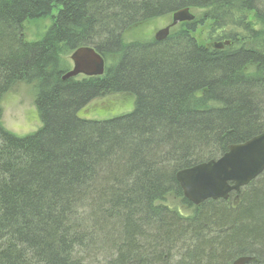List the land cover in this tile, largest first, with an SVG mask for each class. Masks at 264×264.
Segmentation results:
<instances>
[{"label": "trees", "instance_id": "1", "mask_svg": "<svg viewBox=\"0 0 264 264\" xmlns=\"http://www.w3.org/2000/svg\"><path fill=\"white\" fill-rule=\"evenodd\" d=\"M182 10L212 20V47L191 37L194 18L159 42L124 39ZM240 10L259 24L264 0H0V103L15 81L37 82L40 123L18 137L0 108V264H264V172L198 206L175 179L264 133V30ZM46 18L26 42L23 25ZM82 47L103 75L63 80L61 56ZM107 93L132 95V111L79 116Z\"/></svg>", "mask_w": 264, "mask_h": 264}, {"label": "rangeland", "instance_id": "2", "mask_svg": "<svg viewBox=\"0 0 264 264\" xmlns=\"http://www.w3.org/2000/svg\"><path fill=\"white\" fill-rule=\"evenodd\" d=\"M189 13L195 23V31L191 37L198 45L213 46L214 41L211 39V27L213 22L208 17H204V12L190 10ZM172 15L168 14L158 18H154L131 27L124 35L127 42L140 41L149 43L154 40L156 33L169 27L172 24ZM239 15L244 17L248 23L253 24L257 29L264 30L263 21L257 24L255 13L241 11ZM185 22V21H184ZM182 22L177 23L169 28V34H174L182 29ZM186 23V22H185ZM51 21L49 18L44 20L27 22L22 27V34L26 42H35L41 39L45 32L50 28ZM168 34V35H169ZM73 51L65 53L61 56L62 71L68 73L73 69V63L70 59ZM104 60V58H103ZM106 63V61L104 60ZM77 80H83L87 77L83 75L75 76ZM37 95V82H27L26 80L15 81L10 89L2 96L1 108V124L2 126L18 137H24L35 132L39 127V119L35 106V98ZM134 97L127 93H107L96 97L87 102L79 113L82 118L89 120L104 121L114 117L125 115L132 111ZM234 193V192H232ZM231 194V193H230ZM174 195H168L164 199V204L172 209H178L185 217L192 214V209H188L180 204ZM232 202V201H231ZM236 261L235 264H239ZM249 264V263H242Z\"/></svg>", "mask_w": 264, "mask_h": 264}, {"label": "water", "instance_id": "3", "mask_svg": "<svg viewBox=\"0 0 264 264\" xmlns=\"http://www.w3.org/2000/svg\"><path fill=\"white\" fill-rule=\"evenodd\" d=\"M193 16L188 10H182L172 15V24L156 33V42L164 40L169 34V28L179 22L191 21ZM73 69L66 73L63 80L78 75L85 77L102 76L104 60L93 49L82 47L76 49L71 57ZM264 172V133L248 141L232 145L218 159L210 160L189 169L176 173L183 197L194 206L206 200H223L230 193H237L249 185ZM249 259H241L239 264L249 263Z\"/></svg>", "mask_w": 264, "mask_h": 264}, {"label": "bare ground", "instance_id": "4", "mask_svg": "<svg viewBox=\"0 0 264 264\" xmlns=\"http://www.w3.org/2000/svg\"><path fill=\"white\" fill-rule=\"evenodd\" d=\"M123 5V4H122ZM118 29V28H117ZM69 150H71V149H69Z\"/></svg>", "mask_w": 264, "mask_h": 264}]
</instances>
